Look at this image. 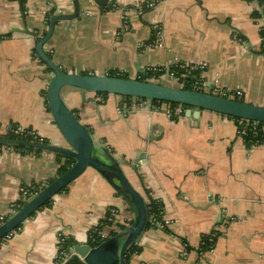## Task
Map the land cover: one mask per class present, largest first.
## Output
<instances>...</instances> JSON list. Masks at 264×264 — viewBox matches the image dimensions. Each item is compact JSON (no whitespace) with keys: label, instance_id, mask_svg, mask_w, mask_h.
<instances>
[{"label":"crops","instance_id":"0c3cea01","mask_svg":"<svg viewBox=\"0 0 264 264\" xmlns=\"http://www.w3.org/2000/svg\"><path fill=\"white\" fill-rule=\"evenodd\" d=\"M155 1L142 12L137 3ZM82 15L56 24L44 50L71 73L137 78L148 66L205 63L203 78L244 91L264 105V52L256 0H110L99 7L80 0ZM23 6V7H22ZM73 0H0V134L35 130L69 147L48 108L52 73L36 50L46 14L72 13ZM126 17L130 28L122 27ZM161 46L146 48L153 26ZM33 31L35 35H31ZM247 41L242 44L233 36ZM44 35H39L42 39ZM64 100L94 137L118 157L130 182L147 199L162 202L167 230L148 228L130 264H264V140L250 146L234 119L209 110L172 119L137 109L126 97L64 87ZM68 158V157H67ZM69 159V158H68ZM65 162L57 154L19 149L0 155V214H9L24 187L47 185ZM229 219L220 226L222 216ZM108 216L116 232L133 220L130 205L89 167L0 242V264H56L61 235L88 243ZM124 226V227H123ZM217 232L212 250L200 253L202 236ZM78 264V263H76Z\"/></svg>","mask_w":264,"mask_h":264},{"label":"water","instance_id":"95a60500","mask_svg":"<svg viewBox=\"0 0 264 264\" xmlns=\"http://www.w3.org/2000/svg\"><path fill=\"white\" fill-rule=\"evenodd\" d=\"M99 7H106L110 0H92ZM72 13H56L50 17L46 35L37 41L36 50L42 63L52 73L47 89V104L53 120L59 127L69 147L49 142H37L22 138L0 135V145L23 147L35 151L60 154L73 159L74 164L62 175L57 176L38 191L29 201L0 225V241L18 229L30 216L43 208L45 203L62 192L69 184L82 175L89 167L95 169L121 197L130 205L133 220L125 228L97 246L88 243H73L67 264H126L128 251L139 242L148 229L149 210L145 197L135 189L125 173L124 166L133 169L146 159L141 152L132 163L115 155L101 141L97 140L90 128L84 125L64 100V87H74L84 92L120 95L177 103L186 106L184 115L191 117L201 110H209L234 118L253 120L264 124V105L184 89L164 82H152L137 78L71 73L62 67L44 50V45L53 35L55 26L61 21H73L82 15L80 0H73ZM264 17V1L260 5ZM28 30V29H27ZM35 35L33 31H27Z\"/></svg>","mask_w":264,"mask_h":264},{"label":"built area","instance_id":"2783aa9c","mask_svg":"<svg viewBox=\"0 0 264 264\" xmlns=\"http://www.w3.org/2000/svg\"><path fill=\"white\" fill-rule=\"evenodd\" d=\"M264 0H256L257 2V11L260 13L259 20L261 23V32H262V39H263V46H264V17L262 15V12L260 10V5L263 3ZM140 12L151 9L156 6L155 1H144L139 2L136 4ZM45 23L49 24V20L46 18ZM122 27L124 29L130 28V22L129 20L124 17ZM154 28V38L152 42L145 45L146 48H151L153 46H161L162 45V37H163V28L160 23H157L153 26ZM43 37V36H42ZM235 41H238L242 44H247V41L240 37L239 35L233 36ZM173 67H178L184 71V73L181 76H178L176 72L171 71ZM206 68L205 63H199V64H191V63H185V62H176L171 67H166L162 65H154V66H148L144 71H142L137 78H147L144 79L145 81H152V82H163L164 80L171 82L174 85H180L181 88L184 89H190L200 92H206L214 95L224 96L228 98H241L244 97V91L240 89H231L227 87H223L218 79H214L213 81L209 82L206 81L202 74L203 71ZM186 72L189 73L188 79L183 78L186 75ZM195 72H199L201 75H197ZM194 73V74H193ZM151 76L149 77V75ZM185 74V75H184ZM158 75V76H157ZM133 102V105L137 109H149L150 112H164L166 115L172 119L180 117L182 114H184L185 109L182 107L181 104L172 105L171 102H165V101H159V100H151V99H139V98H126V104H130ZM238 133L243 139L246 141L245 137L249 134V132L256 133L260 128L262 127V130L264 131V125L260 127L261 123L248 120V119H242L237 118L234 119ZM1 135V134H0ZM2 136H8V137H14V138H22V139H28V140H35L37 142H45V139L42 135L37 133L35 130L30 128H24V127H14L11 128L10 131L7 132V134H4ZM247 142V141H246ZM260 144V140L257 139L256 141L250 142L248 145L255 146ZM13 149H17V147L9 146V145H0V155L4 153L5 151H10ZM26 151V150H22ZM38 189L35 186L30 187H24L22 188V195L20 200L21 201H29L34 195L38 193ZM18 209L14 206L12 207V210L9 214H0V225L4 223L11 215H13ZM229 219L228 215L224 213L222 216V222L220 223V226ZM151 219L149 218V221ZM152 221V220H151ZM110 223L114 222V218L109 216L107 219L102 221L101 225L103 226L102 229H96L95 232L97 233V236L99 239L104 240L107 239L110 235V231L112 229H115L113 225H110ZM170 222L167 219L161 220V221H153V228H158L162 230H167L168 225ZM99 226V225H98ZM13 233V232H12ZM11 233V234H12ZM9 234L8 236H10ZM209 237V240L211 241V245L209 246L208 250H202L200 248V253L202 255H205L206 252L213 249L216 239L215 236L217 235V232L209 233L207 236ZM6 236V237H8ZM204 236H202L203 238ZM65 236L61 235L59 238V250L58 254L56 256V264H67L68 259L70 258L71 254L67 253L65 249L62 248L61 243L65 240ZM94 241H98L97 238L94 239ZM203 244V241L201 239L200 245Z\"/></svg>","mask_w":264,"mask_h":264},{"label":"trees","instance_id":"16d2710c","mask_svg":"<svg viewBox=\"0 0 264 264\" xmlns=\"http://www.w3.org/2000/svg\"><path fill=\"white\" fill-rule=\"evenodd\" d=\"M23 2H24V0H22V4H23ZM23 7V6H22ZM54 13H53V11L52 10H50L47 14H46V18L48 19V20H50V17L53 15ZM254 15H255V17H259L260 16V13L258 12V11H255L254 12ZM49 22V21H48ZM46 32H47V29H45L44 31H42L41 33L40 32H37V41L38 40H40L41 38L39 37V35H46ZM263 48H264V46H263ZM263 52H264V49H263ZM48 54L50 55V57H52V55L48 52ZM48 70H50L49 68H48ZM171 71H174V72H176L177 73V75L178 76H181L183 73H184V71L182 70V69H180V68H178V67H173L172 69H171ZM198 76L199 75H201V74H199V72H195ZM85 74H87V73H85ZM194 74V73H193ZM185 75V74H184ZM188 75H189V73H187L186 72V75L183 77V78H186V79H188L189 77H188ZM109 76H116V77H128V76H126V75H124V74H121V73H116V72H110L109 73ZM151 76V74L149 75V77ZM158 76V75H157ZM182 77V76H181ZM137 79H139V80H144V79H147V78H137ZM174 86H176V87H178L177 85H174ZM44 93H45V98H46V100H47V97H46V91H44ZM98 94H101V95H108V94H106V93H98ZM235 100H240V101H246L245 100V97H241V98H235ZM156 101V100H155ZM247 102V101H246ZM172 105H177V103H171ZM182 107L184 108V109H186V106H184V105H182ZM75 112V111H74ZM76 113V112H75ZM77 115V114H76ZM78 117V116H77ZM228 117H230V116H228ZM230 118H232V119H237V118H234V117H230ZM174 119H176V118H174ZM264 124L263 123H261V125H260V127L261 126H263ZM245 139H246V141H247V143L249 144L250 142H253V141H256L257 139H259L260 140V143L264 140V131L262 130V127L260 128V130H258L256 133H254V132H249V134L245 137ZM45 142H47L46 140H45ZM17 149H19V150H30V149H26V148H23V147H17ZM31 151V150H30ZM38 152H41V151H38ZM61 159H65V162L63 163V164H61V166L59 167V169H58V175H62L63 173H65L73 164H74V160L73 159H68L66 156H64V155H60V154H57ZM53 181V180H52ZM44 186H41V188L40 187H37L38 189L40 188V189H42ZM66 189V188H65ZM64 189V190H65ZM146 196H147V199H146V201H147V205H148V210H149V218L152 220H150L149 221V223H148V228H151V227H154V225H153V221H161V220H163V209H164V206H163V204H162V202L160 201V200H158V199H154L150 194H149V191H146ZM28 201H21V200H19L18 202H17V204L15 205V207L17 208V209H19V208H21V207H23L26 203H27ZM50 203H51V200H49V201H47L46 203H45V205L44 206H48V205H50ZM109 217V216H108ZM107 217V218H108ZM106 218V219H107ZM109 224L110 225H113L114 226V228L116 227V225H114V222L113 223H110L109 222ZM102 225L101 224H99V226H96V227H94L91 231H90V233H89V236H88V244H90V245H92V246H97L98 244H100V243H102V242H104L105 240H107L109 237H111V236H113L115 233H116V230L115 229H112L111 231H110V235H109V237L107 238V239H104V240H101V239H99V237L97 236V233L95 232V230L96 229H102ZM124 227V226H123ZM209 235L207 236V235H204V237L202 238V241H203V244H201L200 245V248L202 249V250H208L209 249V246L212 244L211 243V241L209 240ZM95 238H97L98 239V241H94V239ZM2 241V240H1ZM0 241V242H1ZM74 243V240L72 239V238H70V237H67V238H65V240L61 243V246H62V248L63 249H65V251L67 252V253H69L70 254V249H71V245ZM140 245L139 244H135L129 251H128V253H127V255H126V264H130L131 263V258H132V256H133V254H135V253H138V252H140ZM78 264H83V263H78Z\"/></svg>","mask_w":264,"mask_h":264},{"label":"rangeland","instance_id":"374dc122","mask_svg":"<svg viewBox=\"0 0 264 264\" xmlns=\"http://www.w3.org/2000/svg\"><path fill=\"white\" fill-rule=\"evenodd\" d=\"M163 82H164L165 84H169V85H173V86H174V84H172V83L169 82V81L164 80ZM177 86L180 87V85H178V84H177ZM180 88H181V87H180ZM206 235H207V234H206Z\"/></svg>","mask_w":264,"mask_h":264}]
</instances>
